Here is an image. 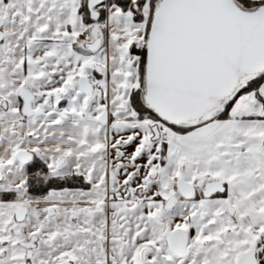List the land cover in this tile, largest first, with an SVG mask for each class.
Here are the masks:
<instances>
[{
	"label": "snow or ice",
	"instance_id": "1",
	"mask_svg": "<svg viewBox=\"0 0 264 264\" xmlns=\"http://www.w3.org/2000/svg\"><path fill=\"white\" fill-rule=\"evenodd\" d=\"M0 264H264V0H0Z\"/></svg>",
	"mask_w": 264,
	"mask_h": 264
}]
</instances>
